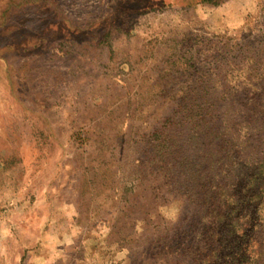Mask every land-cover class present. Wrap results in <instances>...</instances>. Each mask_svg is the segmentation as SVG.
<instances>
[{
  "label": "rangeland",
  "instance_id": "rangeland-1",
  "mask_svg": "<svg viewBox=\"0 0 264 264\" xmlns=\"http://www.w3.org/2000/svg\"><path fill=\"white\" fill-rule=\"evenodd\" d=\"M262 36L264 0H0V264L180 260L153 130Z\"/></svg>",
  "mask_w": 264,
  "mask_h": 264
},
{
  "label": "trees",
  "instance_id": "trees-1",
  "mask_svg": "<svg viewBox=\"0 0 264 264\" xmlns=\"http://www.w3.org/2000/svg\"><path fill=\"white\" fill-rule=\"evenodd\" d=\"M237 52L153 130L151 180L184 205L160 237L182 246L168 264H264V36Z\"/></svg>",
  "mask_w": 264,
  "mask_h": 264
}]
</instances>
